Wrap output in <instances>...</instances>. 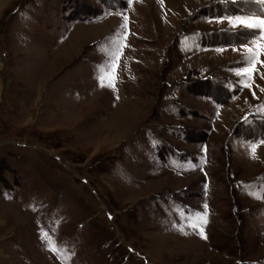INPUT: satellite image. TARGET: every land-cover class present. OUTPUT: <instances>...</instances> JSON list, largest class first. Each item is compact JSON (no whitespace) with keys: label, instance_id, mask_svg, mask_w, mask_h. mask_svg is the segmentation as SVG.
<instances>
[{"label":"rangeland","instance_id":"1","mask_svg":"<svg viewBox=\"0 0 264 264\" xmlns=\"http://www.w3.org/2000/svg\"><path fill=\"white\" fill-rule=\"evenodd\" d=\"M260 12L0 0V264H264Z\"/></svg>","mask_w":264,"mask_h":264},{"label":"snow or ice","instance_id":"2","mask_svg":"<svg viewBox=\"0 0 264 264\" xmlns=\"http://www.w3.org/2000/svg\"><path fill=\"white\" fill-rule=\"evenodd\" d=\"M250 2H251V0H250ZM254 2H256L260 6V9H261L260 14H258L256 16H247V17L237 16V17H235V20L233 21V23L239 24V25L246 27L247 29H250V30H256L257 34H259L260 30L264 29V18H261V17H264V0H254ZM248 51H249V53H251L252 49H249ZM254 58L255 57L253 56V59ZM248 71H251V69H248ZM101 79H103V77ZM252 154L253 155L255 154V147L254 146L252 147ZM197 215H199V214H197ZM192 227L195 228L196 225L193 224Z\"/></svg>","mask_w":264,"mask_h":264}]
</instances>
